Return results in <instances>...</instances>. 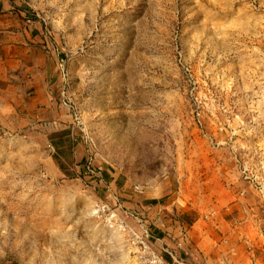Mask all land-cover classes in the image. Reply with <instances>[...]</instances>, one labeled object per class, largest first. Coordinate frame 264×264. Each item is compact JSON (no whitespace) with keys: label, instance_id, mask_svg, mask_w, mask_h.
Masks as SVG:
<instances>
[{"label":"rangeland","instance_id":"obj_1","mask_svg":"<svg viewBox=\"0 0 264 264\" xmlns=\"http://www.w3.org/2000/svg\"><path fill=\"white\" fill-rule=\"evenodd\" d=\"M9 1L71 121L0 114V264H138L132 212L166 264H202L173 222L264 256V0ZM115 196L125 231L97 213Z\"/></svg>","mask_w":264,"mask_h":264},{"label":"crops","instance_id":"obj_2","mask_svg":"<svg viewBox=\"0 0 264 264\" xmlns=\"http://www.w3.org/2000/svg\"><path fill=\"white\" fill-rule=\"evenodd\" d=\"M42 40L43 32L18 8L17 2L0 0V114H48L54 120L71 121L70 116L64 115L69 114L68 108L57 96L62 83L59 57L53 48L44 47ZM151 214L153 224L158 223L155 227L163 233L162 216ZM173 223L167 230L175 236L180 226L190 230L189 253H202V264H264V256L247 254L237 240L227 237L228 232L219 234L218 240L210 228L200 234L195 232V225ZM161 242L175 247L174 241L164 238Z\"/></svg>","mask_w":264,"mask_h":264},{"label":"built area","instance_id":"obj_3","mask_svg":"<svg viewBox=\"0 0 264 264\" xmlns=\"http://www.w3.org/2000/svg\"><path fill=\"white\" fill-rule=\"evenodd\" d=\"M61 67V66H60ZM64 76V75H63ZM66 103H64L65 105ZM85 174L90 176L101 175L100 172L92 168V160H87L84 166ZM138 189V188H136ZM114 205L112 206L109 203H103L97 207V213L106 218L107 222L111 226H117L123 229L124 231L128 228L125 224V221L120 218L118 211L121 210L124 206L119 202L118 198L113 197ZM128 217H132L139 224L140 234L137 235L134 230L130 232L132 235L133 245L136 247L135 259L138 264H166L162 257L153 251L148 243L150 237L149 232L145 226L146 219L143 215L138 216L134 212L127 214Z\"/></svg>","mask_w":264,"mask_h":264}]
</instances>
